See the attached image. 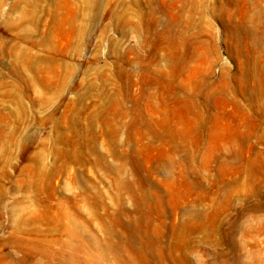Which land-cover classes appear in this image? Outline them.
Instances as JSON below:
<instances>
[{
    "label": "rangeland",
    "instance_id": "1",
    "mask_svg": "<svg viewBox=\"0 0 264 264\" xmlns=\"http://www.w3.org/2000/svg\"><path fill=\"white\" fill-rule=\"evenodd\" d=\"M0 264H264V0H0Z\"/></svg>",
    "mask_w": 264,
    "mask_h": 264
}]
</instances>
